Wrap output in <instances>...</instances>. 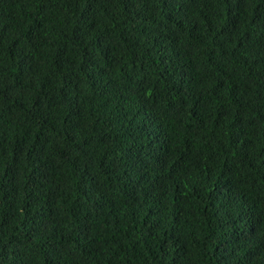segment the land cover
Returning a JSON list of instances; mask_svg holds the SVG:
<instances>
[{"label": "trees", "instance_id": "1", "mask_svg": "<svg viewBox=\"0 0 264 264\" xmlns=\"http://www.w3.org/2000/svg\"><path fill=\"white\" fill-rule=\"evenodd\" d=\"M0 264H264V0H0Z\"/></svg>", "mask_w": 264, "mask_h": 264}]
</instances>
